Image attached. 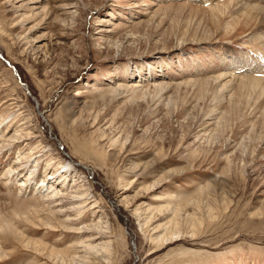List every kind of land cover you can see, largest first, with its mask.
Listing matches in <instances>:
<instances>
[{
  "label": "rangeland",
  "instance_id": "1",
  "mask_svg": "<svg viewBox=\"0 0 264 264\" xmlns=\"http://www.w3.org/2000/svg\"><path fill=\"white\" fill-rule=\"evenodd\" d=\"M0 125V264H264V0H0Z\"/></svg>",
  "mask_w": 264,
  "mask_h": 264
},
{
  "label": "bare ground",
  "instance_id": "2",
  "mask_svg": "<svg viewBox=\"0 0 264 264\" xmlns=\"http://www.w3.org/2000/svg\"><path fill=\"white\" fill-rule=\"evenodd\" d=\"M63 5H61V7H60V9H66V10H69V8H72V7H74V6H76L77 4H75V3H68L66 6L64 5V3H62ZM63 13H70V11H66V12H63ZM77 13V12H76ZM58 14V13H57ZM74 14V13H73ZM59 16V15H58ZM58 19H60V18H58ZM63 21V20H62ZM57 22V21H56ZM101 23H103V24H107V25H110V23H111V21L109 22V20L108 19H102L101 20ZM66 24V23H65ZM64 24V25H65ZM99 31L101 32V34H105V32H111V31H114V30H112V29H109V28H107V27H102V28H100L99 29ZM141 84L139 83V84H136L135 86H140ZM1 126V125H0ZM27 135H29V133H27ZM6 135H0V143H2V144H0V145H4V146H6V144H8L7 146H9V145H11L12 144V146H13V142L14 141H16V140H18L19 139V135L17 134H14L13 136H10V137H5ZM13 141V142H12ZM16 159V158H15ZM18 159V158H17ZM20 161V160H19ZM15 163H17V162H15ZM27 164V163H26ZM14 165V164H13ZM66 167H70L71 168V164L68 162V164L67 165H65ZM25 168H27L28 170H27V173L29 172V178H27L26 180H21L20 181V186L21 187H26V188H28L29 187V185H30V183L34 180V178H35V172L37 171V168H38V166L36 165V164H30V165H26L25 167H24V169ZM21 169V168H20ZM15 170H18V169H16V167L15 166H10V168H9V173L11 172V173H13ZM70 169H68V170H65V171H62L61 173H59L58 171L57 172H47L46 173V176L48 177L47 178V181L46 180H44V181H42V183H39V185H38V191L42 194V195H44L43 196V198L41 199V200H43V201H51L54 197H56V196H58V194L60 193V192H57V191H55L58 187H55L54 186V184H55V182L56 183H59V184H62V185H64L65 184V182H66V180H67V178H68V175H69V173H67L68 171H69ZM71 171V170H70ZM18 175V174H17ZM10 176V175H9ZM86 178H87V176H86ZM10 179V178H9ZM8 179V180H9ZM52 180H53V182H52ZM77 181V180H76ZM78 182H80L79 180H78ZM49 183L51 184H53V185H50L49 186ZM77 183V182H76ZM79 197H81V196H79ZM87 197L86 196H84V197H82L81 198V201H82V203H87L88 201H87V199H86ZM70 217V216H69ZM77 219H79V218H69V219H67L66 221H68L70 224L71 223H75L76 221H77ZM68 224V223H67ZM70 226V225H69Z\"/></svg>",
  "mask_w": 264,
  "mask_h": 264
}]
</instances>
